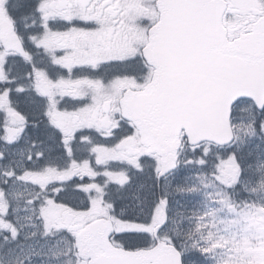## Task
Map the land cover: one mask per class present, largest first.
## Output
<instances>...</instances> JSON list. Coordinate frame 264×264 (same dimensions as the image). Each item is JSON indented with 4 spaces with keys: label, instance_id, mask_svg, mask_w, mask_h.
I'll return each mask as SVG.
<instances>
[{
    "label": "snow or ice",
    "instance_id": "obj_1",
    "mask_svg": "<svg viewBox=\"0 0 264 264\" xmlns=\"http://www.w3.org/2000/svg\"><path fill=\"white\" fill-rule=\"evenodd\" d=\"M0 264H264V0H0Z\"/></svg>",
    "mask_w": 264,
    "mask_h": 264
}]
</instances>
